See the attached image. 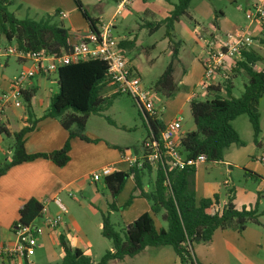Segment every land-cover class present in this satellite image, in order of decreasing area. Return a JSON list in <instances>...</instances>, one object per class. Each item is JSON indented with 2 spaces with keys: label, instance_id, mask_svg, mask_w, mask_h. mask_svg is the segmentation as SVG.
<instances>
[{
  "label": "trees",
  "instance_id": "obj_1",
  "mask_svg": "<svg viewBox=\"0 0 264 264\" xmlns=\"http://www.w3.org/2000/svg\"><path fill=\"white\" fill-rule=\"evenodd\" d=\"M74 1L90 28L96 29L98 21L90 18L80 0ZM191 1L180 0L167 18L147 25L151 34L165 26V37L173 45V60L153 87L164 100L173 98L179 90L174 77V61L179 55L178 44L174 42V27L182 16H190L188 9ZM12 3L13 0H0V34L4 35L8 42L15 40L19 48L26 52L47 50L54 56L69 52V31L64 28L62 22V24L56 22L58 12L41 20L31 18L21 20L9 12ZM262 28L264 30V24ZM124 45V42H120L122 49ZM260 61H263V57L256 51H243L237 67L230 69L231 74H239L243 71L247 75L248 81L239 98L232 94L234 88L232 80L236 78V75H232L223 85L210 86L204 98L195 96L191 99L190 113L195 130L186 132L181 139V146L188 158L198 159L205 156L207 162L220 163L224 160L226 150L231 146H244V141L233 126V122L242 115L248 116L254 130L255 143L259 144L261 126L258 105L264 96V68L258 71L255 66ZM57 75L58 92L51 97L49 110L44 117L59 119L63 128L69 132V139L58 151L49 154H28L25 139L26 135L34 130V125L14 133L12 160L0 167V177L15 166L39 158L49 159L60 168L65 167L70 161L71 141L74 138L91 141L85 135L90 116L98 115L102 105L110 107L113 99L123 95L116 91L108 97L103 95L112 81L108 76L107 64L100 60L72 63L62 67ZM222 86L225 96L221 94ZM36 93L37 89L34 88L21 93L28 122H32L33 99ZM139 108L147 129L146 139L160 141L165 124L161 119L150 116L142 107ZM107 120L114 124L112 120ZM74 126L76 131L72 130ZM1 134L10 135L3 127H0ZM246 172L256 177L253 172ZM195 173L194 167L175 171L158 164L146 165L142 169L134 168L129 172H116L107 177L106 188L113 198L111 210H118L116 201L129 179L133 178L135 187L123 208H128L134 199L143 198L151 204V212L142 214L129 224L124 232L115 229L110 212L102 213V235L112 241L113 251H107L99 262L83 251L69 246L65 234L59 235V246L64 253L60 264H108L113 260L133 258L149 247L166 246L173 248L180 264H200L195 261L193 255L196 244L210 243L219 229L243 232L248 223L258 224L257 206L255 209L238 210L232 199L223 203L218 194L197 202L194 191ZM148 175L154 176L155 180L152 187L147 185L149 190L146 191L144 179ZM43 212L42 203L32 198L19 211L18 223L23 226L33 225L43 216ZM160 214L162 220L167 223V228L157 226L156 217ZM25 262L28 264L27 259Z\"/></svg>",
  "mask_w": 264,
  "mask_h": 264
},
{
  "label": "crops",
  "instance_id": "obj_2",
  "mask_svg": "<svg viewBox=\"0 0 264 264\" xmlns=\"http://www.w3.org/2000/svg\"><path fill=\"white\" fill-rule=\"evenodd\" d=\"M113 1L117 6L111 19L107 23L105 21H98L96 26L100 27L102 25L111 23L114 25L115 33L118 28L117 19L125 12H123L121 15L116 16L119 0ZM146 1L147 0H134L133 4L125 11L130 12L132 8L138 6L139 12H141L142 15L154 16V13H152L151 10L144 8L146 5ZM141 2H143L144 4H141ZM166 2H168L170 6L174 4H171L169 0H166ZM248 3L247 6L250 7V5H252L250 3L252 2ZM159 4L162 5L161 2H159ZM173 9L174 7L171 6V9L167 10L166 17H163V19L152 23L163 21L169 16ZM76 10L77 9L73 8L70 12L57 11L58 17L62 19L61 21H64V19L69 18L70 14L72 15L73 13H77L78 11ZM143 10L145 11L143 12ZM54 13L55 12H53V14L51 15H54ZM60 13H65L66 17L62 18L60 16ZM76 23L77 22H73L74 26L71 29L72 31L68 30L70 38L73 41L75 40L77 34L84 33L88 29H90L89 23L87 21L78 22L77 24ZM178 24L179 22H177L174 27V42L178 44L179 50L178 58L174 61L175 72L177 65L181 63L180 54L181 50L183 49V45H186L184 41H180L177 38L178 36H181V34L179 35L177 32ZM259 24L262 27L263 24ZM143 26H147V24ZM142 27H140V30L142 29ZM163 28H165V26L161 27L158 31L162 30ZM248 29L249 28L247 27L246 30L248 31ZM210 33L221 37L225 35L220 34L219 31ZM161 40H163L167 44V46L163 48V52H167L169 50V55L172 56L173 59V45L169 42V39H167L165 35H163ZM120 41L125 43L123 49L129 66L140 76L142 66L140 65L141 60L139 55L140 51L145 50L144 48H141L142 40L140 39L138 34H130L129 36L121 38ZM157 45L158 42H156L154 47H156ZM150 48L151 46L149 47V49ZM138 49L140 51H138ZM203 49L204 48H202L200 56L198 57V61L201 66V60L204 57ZM6 66L4 67L5 69ZM182 72L184 74V77L179 78L181 79L179 84L188 89L187 93L184 95V102L190 105V101L193 98L194 94H198V96L204 98L206 94L204 95V93L200 89V85L202 82L197 83L196 85H193L191 87L192 77L189 75V73H186L184 68H182ZM47 78L49 79L50 77ZM12 80L13 79L9 80L8 78H6L4 74L0 76V94L8 93ZM214 80L217 81L218 78ZM175 81L177 82V80ZM32 82L30 81L28 83V89H36L35 84H33ZM220 82L221 81H218L217 85L221 84ZM196 86L198 87V90H195ZM36 95L33 99L32 122H28V114L26 112L25 104L22 98L18 99L17 103L16 99L11 98V103L6 106L4 114L0 116V127L5 128L10 133L9 136L5 134L0 135V156H7L5 163H10L12 160L15 143L13 134L20 132L26 127L34 125V130L28 133L25 139V148L28 154H49L58 151L64 147L65 143L69 139V132L63 128L59 119L44 117L49 110L51 96H48V103L46 104L40 103L38 99H36ZM113 105L110 108H113ZM102 113L103 112H100L98 115H91L88 119L85 130V135L88 139H90L91 141L99 140L100 142L93 143L91 141H85L80 138H74L71 141L70 161L65 167L60 168L49 159L39 158L33 162H27L15 166L11 168L5 175L0 177V235L2 239V241L0 242V246H13L16 243L17 238L13 231V228L19 221V211L32 198L37 199L44 206L42 217L46 216L47 211L55 214L54 217L59 214L64 215L63 225L57 230L56 234H54L55 232L46 230V228H44V224L42 228L43 233L41 231V236H38V242L43 241L44 245L47 247V250H49L48 242L58 241L59 246V235L65 234V238L69 246L74 249L76 248L83 251L86 255L92 257L96 262H99L107 251H113L112 241L103 237L101 219H97V231L96 229H91V231L87 229L84 230L80 226L74 215H72L71 213V205H73L72 203L76 202L77 208L75 209H82L84 210V212L87 211L93 218L98 216V214L101 215L102 211L110 212L111 219H114V217L117 216V219L123 222L124 229L142 214L151 212V204L143 198L134 199L132 204L128 208H123V206L129 200L128 195L125 192L129 188L130 196L133 193L135 187L133 178L129 179L125 189L116 201V205L118 207L117 211L111 210L109 201L107 200L106 196H104L107 207L106 210H102L100 206H97V204H93V200L91 198L98 195H95L93 193L94 195L92 194L91 198H85L83 196L84 193H89V186L91 184H94L91 182L92 173L100 170L105 166L110 165L120 167L123 170L124 167L122 165V151L129 149L127 145L123 144V136L119 134V132L124 133L129 131L128 124L121 122L119 123L117 120H112L114 124H111L106 120V122L103 121V124L99 123L100 126L98 128H95L93 131L90 130L91 124L93 122L92 118L98 117L99 119H103L104 116L102 115ZM160 119L165 125L171 122V120H163L162 118ZM6 145L8 146L7 149H5ZM142 147L143 144L140 147V151H142ZM261 161L263 162V159ZM258 162L260 161L257 160L256 164ZM1 164L2 163L0 160V167ZM220 164L228 166L230 163L228 161H222ZM210 169H213V167H210ZM204 170L207 172L206 175H208L206 177H209L211 175L210 172H214L213 170ZM229 170L231 171V169H228L227 173H230L231 175L232 171L230 172ZM204 173L196 172V175L198 176L199 174L202 177ZM103 182L105 184V180H103ZM95 185L98 184L96 183ZM209 186L210 183L206 182V180H204L203 178L197 184L195 190L197 202L204 198H211L214 194H218L221 198V202L223 203H227L232 199L231 195L228 194L223 196L222 194H220V192L217 193L216 190L210 192L211 194H209ZM144 188L146 191L149 190V187L147 185H145ZM104 189H107L106 184ZM72 190L78 191L81 194V198H83L84 200L78 198L76 195L75 197H71L70 194H72ZM56 198L60 199L65 205L67 209L65 213H61L60 208L55 203ZM111 199V201H113L112 196ZM91 223L93 222L91 221ZM156 223L159 228H167V223L162 220V214L156 217ZM254 225L256 226L255 228H260L259 220L258 224ZM256 233V229L251 230V227H246L243 232H239L233 229H219L213 235L212 241L210 243H201L194 246L193 255L195 261L200 264H264V244L259 239H255V236H253V234ZM91 234H94V236H91ZM260 237H262L261 234ZM60 250L61 253L58 255V257L62 262L64 253L61 248ZM0 259L2 260V263L5 264V258L3 257ZM27 262L28 264H37L33 257L27 259ZM108 264H179V258L173 248L170 246L162 248L149 247L133 258H126L121 261L113 260Z\"/></svg>",
  "mask_w": 264,
  "mask_h": 264
},
{
  "label": "rangeland",
  "instance_id": "obj_3",
  "mask_svg": "<svg viewBox=\"0 0 264 264\" xmlns=\"http://www.w3.org/2000/svg\"><path fill=\"white\" fill-rule=\"evenodd\" d=\"M80 1L90 18L99 22L105 21L106 23L111 19L117 6L113 0ZM179 1L180 0H169L171 4L174 3L171 5L172 7L178 4ZM159 2H161L162 5L159 4ZM248 2L253 3L255 0H192L188 9V14L190 16H182L180 18L179 24L177 25V32L179 35L181 34V36H178L177 38L180 41H184L186 45H183V49L180 54L181 63L177 65L176 72H174V77L175 80H177L179 90L176 95L169 100L160 98L158 109L161 112V118L163 120L172 121L176 118L182 119V134L195 130V124L190 113V105L184 102V95L187 93L188 89L179 84L181 80L179 78L184 77L182 68H184L186 73H189L192 77L191 87L197 83H201L204 75L203 67L198 61V57L200 56V52L203 48L202 43L198 40V34L202 35L203 33L217 31H219L220 34H226L228 32H233L238 28L247 29L248 27L249 29L247 33L253 40L250 50L256 51L263 57V61L258 62L255 69L260 71L264 68V30L262 31V27L258 22L251 23V21L246 18V11L249 7L247 6ZM141 4L144 3L141 2ZM171 6L168 2H166V0H147L144 8L151 10L156 17L142 15L137 6L132 8L130 12L124 11L125 13L117 19L118 28L114 33L116 38L120 40L130 34H138L142 40L141 48H144L145 50L140 51L138 49V51H140V65L142 66L140 78L147 88L153 89L155 83L159 80L173 59L172 56L169 55V50L167 52H163V48L167 46L166 42L161 40L163 35L166 33L165 28L155 32L154 34H150V27L143 25H149L152 22H156L163 19V17H166L167 10L171 9ZM73 8L77 9L76 11L78 12L73 13L72 15L70 14L69 18L64 19V21H61L62 19L59 17L56 19L58 24H62L61 22H64V28L72 31L71 29L74 26L73 22H86L83 13L79 11L74 0H13V3L9 6V12L13 13L16 18L21 20L25 18L41 20L53 14V12H70ZM144 11L145 10H143V12ZM140 27H142L141 30ZM0 40V52L7 47L15 46L17 44L15 40L11 43L8 42L5 36L1 34ZM156 42H158V45L154 47ZM150 46L151 48L149 49ZM5 66L6 69L4 68ZM28 67H30V63L25 64L24 62L18 61L15 57H0V76L4 74L9 80L16 78L19 73ZM229 70L230 69H228L225 74H221V77H218L217 81L214 80V84L217 85L218 81H221L220 85H223L224 81L228 79V77L236 75V78L232 80L234 84L232 94L234 97L239 98L244 92L245 83L248 81L247 75L243 71L239 74H231ZM47 77L50 78L48 79ZM57 77L58 75L56 74H52V76L37 75L31 80L37 89L36 99H38L40 103L47 104L48 96L50 95L52 97L58 92ZM197 86L195 87V90H198ZM222 88L221 94L225 96L226 93L224 87L222 86ZM114 91L115 86L111 84L105 89L103 95L105 97L111 96V93ZM112 105L113 108H110ZM112 105L110 107H107L106 105H102L100 107V112H103L102 115L104 118H92L93 122L90 130L93 131L95 128H98L100 126L99 123L103 124V121L106 122L107 119L117 120L119 123L128 124L129 131L124 133L119 132V134L123 136V144L127 145L129 148L126 150H130L131 152H135L140 155V147L147 138V129L143 118L140 116V108L138 104L131 97L120 95L113 99ZM258 113L260 116L261 126V133L258 137L259 144L255 143L254 130L248 116H239L233 122V126L239 132L245 145H233L226 150L223 161H228L230 163L228 166L220 164L221 162L217 164L210 162L198 164L196 172L205 173L202 177L199 174L197 176L195 173L194 191L196 190L197 184L203 178L206 182L210 183V189L208 191L209 194H211L210 192L216 190L217 193L220 192L223 196L228 194L231 195L232 202L238 210H242L243 208H246L247 210L255 209L257 206L260 228H255L256 226L252 223H248L246 227H251V230L256 229L257 233L253 234V236H255V239H259L264 244V96L261 98L258 105ZM72 130L76 131V127L74 126ZM91 142L98 143L100 141L92 140ZM7 147L8 146L6 145L5 149H7ZM6 159L7 156H0L2 163L1 166L5 164ZM262 159L263 162L261 161ZM257 160L261 163L258 162L256 164ZM210 167H213V169H210ZM204 169L208 171L213 170L214 172H210L211 175L206 177L208 175H206L207 172ZM228 169H231L232 172L229 170L231 175L230 173H227ZM246 171L254 172L256 177L249 175ZM154 180V176L151 177L148 175L145 177L144 183L145 185L152 187ZM97 184L98 185L91 184L89 186L90 189L88 190L89 193H84L83 196L85 198H91L93 193L98 195L91 198L93 200V204H97V206H100L102 210H106L107 207L104 196H106L109 204L111 205L113 203V201H111V194L108 189H104L105 184L103 180ZM71 192L78 198L83 199L78 191L72 190ZM125 193L128 195L129 199V188ZM72 204L71 213L84 230H95L98 222L97 219L102 220V213H108L107 211H102L101 215L98 214V216L93 218L89 212H84L82 209H75L77 208L76 202ZM54 215L55 214L52 212L47 211L45 217L39 218L35 221V225L41 229L42 233V228L46 219H53ZM62 217L64 219L63 214ZM91 221L93 223H91ZM111 222L117 231L124 232L123 222L118 220L117 216L114 217V219L112 218ZM56 232L54 234H56ZM260 234L262 237H260ZM91 236H94V234H91ZM1 241L2 239L0 235V242ZM48 249L49 250H47L43 241L37 242L35 256H32L37 264H59L61 262L58 257L61 253L58 241H49ZM4 262L5 264H26L24 260L19 259L8 260L5 258ZM0 264H3L1 259Z\"/></svg>",
  "mask_w": 264,
  "mask_h": 264
},
{
  "label": "built area",
  "instance_id": "obj_4",
  "mask_svg": "<svg viewBox=\"0 0 264 264\" xmlns=\"http://www.w3.org/2000/svg\"><path fill=\"white\" fill-rule=\"evenodd\" d=\"M134 0H119L116 16L127 10ZM62 18L65 13H60ZM246 18L253 22L264 24V0H255L246 11ZM202 31V30H201ZM198 40L203 45V59L201 60L204 75L200 85L201 91L208 93L210 86H216L214 79L220 78L228 69L236 68L243 51H250L253 44L251 36L246 29L238 28L228 32L224 36L213 33L198 34ZM120 40L114 35V25L107 24L96 29H88L77 34L75 40L69 39V52L54 56L47 50L24 51L18 44L5 48L0 52V57H15L18 61L30 63L10 83L8 93L0 94V116L4 114L6 106L11 103V98L21 99V93L28 89V83L37 75L49 76L58 74L62 67L72 63L87 60H100L108 66V76L115 86V91L131 97L139 107H142L150 116L161 118L158 109L159 95L154 89L147 88L140 76L129 66L124 50L120 47ZM232 66V67H231ZM230 71V70H229ZM198 96L194 94L193 97ZM182 119L176 118L165 125L160 141L146 139L143 143L141 154H135L126 150L122 154L123 170L117 166H105L91 175V182L96 184L105 180L116 172H129L131 169H142L148 166L165 165L170 170L182 171L207 162L205 156L198 159L188 158L181 146ZM125 170V171H124ZM71 197L75 195L70 194ZM55 203L61 213L67 211L65 205L58 198ZM63 225L62 214L45 222L46 230L56 232ZM13 231L16 235V243L13 246H0V258L8 260L29 259L35 255V248L41 229L37 226H23L17 223Z\"/></svg>",
  "mask_w": 264,
  "mask_h": 264
}]
</instances>
